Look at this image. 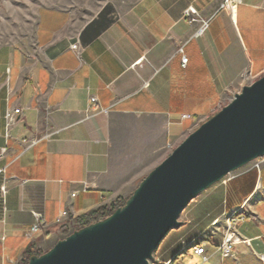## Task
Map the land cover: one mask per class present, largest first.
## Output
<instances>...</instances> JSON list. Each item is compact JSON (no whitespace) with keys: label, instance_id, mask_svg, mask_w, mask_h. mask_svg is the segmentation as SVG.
I'll return each instance as SVG.
<instances>
[{"label":"crops","instance_id":"1","mask_svg":"<svg viewBox=\"0 0 264 264\" xmlns=\"http://www.w3.org/2000/svg\"><path fill=\"white\" fill-rule=\"evenodd\" d=\"M219 1L135 0L86 19L41 5L31 48L0 45V264L45 252L56 231L129 193L169 144L264 74V0L221 9L194 35L198 22L184 10L207 17ZM90 96L98 106L89 113ZM7 108L20 109L11 125ZM245 200L256 219L246 216L237 230L250 245L222 256V221L212 223ZM183 212L149 264H264V162L234 171ZM35 214L47 226L27 236ZM201 244L206 260L193 252Z\"/></svg>","mask_w":264,"mask_h":264},{"label":"water","instance_id":"2","mask_svg":"<svg viewBox=\"0 0 264 264\" xmlns=\"http://www.w3.org/2000/svg\"><path fill=\"white\" fill-rule=\"evenodd\" d=\"M264 156V74L190 132L108 216L77 228L26 264H149L200 193Z\"/></svg>","mask_w":264,"mask_h":264},{"label":"rangeland","instance_id":"3","mask_svg":"<svg viewBox=\"0 0 264 264\" xmlns=\"http://www.w3.org/2000/svg\"><path fill=\"white\" fill-rule=\"evenodd\" d=\"M133 1L135 0H0V45H14L23 48H31L33 46L36 13L41 5L65 8L78 16L79 19H86L95 14L104 5L126 8ZM206 119L200 120L198 124L188 132V134L195 130ZM188 134H186L182 140ZM182 140H180V142ZM180 142L171 144L167 147L165 153L157 161L156 165L159 164ZM140 180L130 189L129 193H125L116 198L115 203L119 204L126 200ZM197 198L198 196H196L189 204ZM184 219L185 213L182 212L178 220L182 222ZM60 231L61 232H59V230L56 231V235L53 237L52 241L43 245L44 250L51 247L56 239L59 240L65 237V233H70L73 230L69 227L67 230ZM166 235L161 242L166 240Z\"/></svg>","mask_w":264,"mask_h":264},{"label":"built area","instance_id":"4","mask_svg":"<svg viewBox=\"0 0 264 264\" xmlns=\"http://www.w3.org/2000/svg\"><path fill=\"white\" fill-rule=\"evenodd\" d=\"M239 2H240V0H220L215 11L207 17L199 16L198 13L196 12V10L192 6H189L184 10L183 15L185 18H189L190 22H198V27L194 31V35L200 36L206 31V29L209 25V22L211 21V19L214 17V15L219 10H221V9L231 10ZM70 48L73 49L76 53H79V46H78L77 42L71 44ZM178 51L181 52L182 49L179 48ZM186 62H187V57L185 55L181 54V65L185 66ZM97 106H98V104H97L96 97L90 96L89 97V106H88L87 111L89 113L95 112ZM18 113H20L19 108H7L5 113H4V118H5L6 124L11 125L15 121L16 115ZM189 117L190 116L188 114L182 115V119L189 118ZM23 141L27 142L29 145H32L37 140L36 139H30L28 141H25V140H23ZM169 146H170V144L167 147H169ZM252 162L254 163V165L256 167H258L264 162V156L259 157L255 160H253ZM0 171H2V169H0ZM232 175H233V172H230L226 176H224L220 181H223V180L231 177ZM1 191L3 194L5 193V191H6L5 185H3L1 187ZM74 195H75L74 193L71 194V196H74ZM246 204H247V200H245L241 206H238L237 208H235L234 210H232L228 214L222 215L220 219H216L212 223V226H216L220 221H222V225H223L222 226V238H221L219 245L217 246V250L222 256L232 255L233 248L236 244L242 243L245 245H250L251 240L248 238L242 237L237 230V225L240 223V221L245 219L246 216L250 217L252 219H256L254 213L247 210ZM66 216H67V211L62 210L58 214V216L56 217L55 222L56 223L62 222L63 218H65ZM35 217H36L35 222L31 226L30 230L27 232V234H26L27 236H30L33 233L39 232L40 230H43L47 226V223L42 218V216H40L39 214H35ZM210 232H212V231L210 230L209 233ZM193 252L195 254L201 256L203 260L207 259V255L205 254L204 246L202 244L195 246L193 249Z\"/></svg>","mask_w":264,"mask_h":264},{"label":"trees","instance_id":"5","mask_svg":"<svg viewBox=\"0 0 264 264\" xmlns=\"http://www.w3.org/2000/svg\"><path fill=\"white\" fill-rule=\"evenodd\" d=\"M115 201L116 200H113L108 205H102V206L96 208L95 210L89 211L86 215H84L83 217H81L77 220L76 227L73 230L80 228V227H83V226H86L93 221H97L99 219H102V218L108 216L116 207L123 205L125 202V200H124L122 203L116 204ZM67 234H69V233H65V236ZM41 253L42 252H40L39 250L27 251L25 253V257L22 260L21 264H26L29 256H31L33 254H41Z\"/></svg>","mask_w":264,"mask_h":264}]
</instances>
